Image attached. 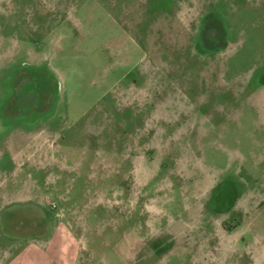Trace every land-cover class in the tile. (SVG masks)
Returning a JSON list of instances; mask_svg holds the SVG:
<instances>
[{
  "label": "rangeland",
  "instance_id": "374dc122",
  "mask_svg": "<svg viewBox=\"0 0 264 264\" xmlns=\"http://www.w3.org/2000/svg\"><path fill=\"white\" fill-rule=\"evenodd\" d=\"M78 245L264 264V2L0 0V264Z\"/></svg>",
  "mask_w": 264,
  "mask_h": 264
},
{
  "label": "crops",
  "instance_id": "0c3cea01",
  "mask_svg": "<svg viewBox=\"0 0 264 264\" xmlns=\"http://www.w3.org/2000/svg\"><path fill=\"white\" fill-rule=\"evenodd\" d=\"M262 2H264V1L263 0H255V3H257L258 5L262 4ZM45 223H46L45 220H41V222L39 223V226L42 225V224H44V228L46 230L48 224H45ZM57 225L53 226L52 236L50 237V239H48L49 241L47 239L45 240V239H42V238H38V239L37 238H35V239H32L31 238V239H28V240H31V244H29V245L37 248V245L36 244H38V245L42 244V247H43L45 245H48V243H50V241L52 242L53 239L56 238L59 235L63 236L64 239H65V235H66L67 236L66 237V240L67 241L73 239L75 242L77 241V243H79V241L77 240V238L73 235L72 231L68 229V225L66 223H62L61 222V224H58L57 223ZM65 228H67V231L69 232V236L65 233V230H66ZM46 234H47V232H46ZM46 234H45V237H46ZM79 248L80 247L78 245L77 246V250L75 251L76 253L71 256V260H73V263L72 264H80L81 257L82 258L83 257L85 258V255L87 254L86 251L80 250ZM25 254H27V258L26 259H29L32 264H47V262H48L40 254V252L38 253V251H35V252H26ZM16 258H18V257H16ZM22 260H24V258ZM89 264H91V263H89Z\"/></svg>",
  "mask_w": 264,
  "mask_h": 264
},
{
  "label": "flooded vegetation",
  "instance_id": "af4514ba",
  "mask_svg": "<svg viewBox=\"0 0 264 264\" xmlns=\"http://www.w3.org/2000/svg\"><path fill=\"white\" fill-rule=\"evenodd\" d=\"M214 33V32H213ZM215 39V38H214ZM216 43H218V42H216Z\"/></svg>",
  "mask_w": 264,
  "mask_h": 264
}]
</instances>
